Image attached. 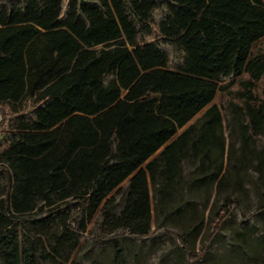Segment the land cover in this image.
<instances>
[{
	"label": "trees",
	"instance_id": "trees-1",
	"mask_svg": "<svg viewBox=\"0 0 264 264\" xmlns=\"http://www.w3.org/2000/svg\"><path fill=\"white\" fill-rule=\"evenodd\" d=\"M263 36L264 0H0V264H67L98 208L130 238L153 233L151 213L181 224L197 258L187 237L206 207L214 237L242 172L264 180V148L235 154L210 104L142 163Z\"/></svg>",
	"mask_w": 264,
	"mask_h": 264
},
{
	"label": "rangeland",
	"instance_id": "rangeland-1",
	"mask_svg": "<svg viewBox=\"0 0 264 264\" xmlns=\"http://www.w3.org/2000/svg\"><path fill=\"white\" fill-rule=\"evenodd\" d=\"M263 102L264 36L251 44L239 75L217 82L209 103L217 105L224 135L232 139L235 154L239 144L264 148V112L260 117L255 114V108ZM205 109L197 112L186 126L196 121ZM8 116L7 111L0 110V136ZM227 123L232 138H229ZM126 183L127 179L119 186L124 187ZM233 195L237 205L211 240L204 237L208 207L203 212L204 222L199 234L187 237V248L193 250L197 258L188 257L171 233L181 229V224L154 225L151 213L153 233L130 238L125 229L110 230L98 208L86 223L67 264H264V180L252 169H247L242 172L241 185L234 189Z\"/></svg>",
	"mask_w": 264,
	"mask_h": 264
},
{
	"label": "water",
	"instance_id": "water-1",
	"mask_svg": "<svg viewBox=\"0 0 264 264\" xmlns=\"http://www.w3.org/2000/svg\"><path fill=\"white\" fill-rule=\"evenodd\" d=\"M209 103H210V102H209ZM209 103L206 104L202 109L207 108V106L209 105ZM200 110H201V109H200ZM200 110H199V111H200ZM199 111H198V112H199ZM195 114H196V113H195ZM195 114H194V115H195ZM194 115H193V116H194ZM193 116H192V117H193ZM192 117H191V118H192ZM191 118H190V119H191ZM190 119H189V120H190ZM189 120H188V121H189ZM188 121L185 122L180 128H178V129L176 130V132L171 136V138H169L165 143H163V144H162V145H161V146H160L155 152H159L160 150H162V148H163L167 143H169L171 139H173L175 136H177V135L181 132V130H183V128L186 127V124L188 123ZM155 152H153L149 157H147V158L145 159V161H144L142 164H144V163L148 162L149 160H151V159L154 157V156H152V155H153ZM142 164H141L138 168H140V167L142 166ZM138 168H137V169H138ZM137 169H136V170H137ZM129 177H130V176H129ZM129 177H127V179H128Z\"/></svg>",
	"mask_w": 264,
	"mask_h": 264
}]
</instances>
